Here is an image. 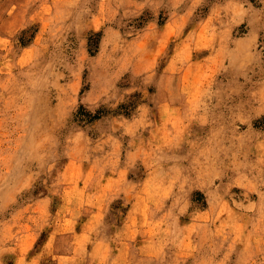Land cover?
I'll return each mask as SVG.
<instances>
[{
	"label": "rangeland",
	"instance_id": "1",
	"mask_svg": "<svg viewBox=\"0 0 264 264\" xmlns=\"http://www.w3.org/2000/svg\"><path fill=\"white\" fill-rule=\"evenodd\" d=\"M0 264H264V0H0Z\"/></svg>",
	"mask_w": 264,
	"mask_h": 264
}]
</instances>
